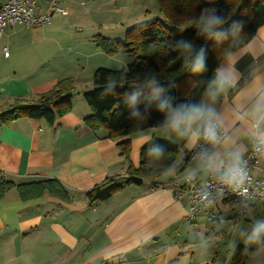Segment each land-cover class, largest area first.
Here are the masks:
<instances>
[{"label":"crops","instance_id":"1","mask_svg":"<svg viewBox=\"0 0 264 264\" xmlns=\"http://www.w3.org/2000/svg\"><path fill=\"white\" fill-rule=\"evenodd\" d=\"M8 1L0 0V6ZM86 3L61 0L66 14L53 15L41 27H7L0 37V115L16 103L51 91L61 80H71L76 92L71 112L52 125L26 117L0 125L4 176L16 184L53 179L72 196L70 201L48 194L23 201L14 189L7 191L0 200V264H250L239 230L253 218H264L259 201H251L242 217L236 204L220 203L213 210L214 219L200 213L187 221L188 197L174 196L171 186L151 190V183L143 182L128 185L102 202L89 203L84 197L106 179L124 176L129 165L137 168L141 149L154 140L178 148L172 171H164L155 184L178 180L182 185L186 175L196 180L209 175L196 170V161L186 165L182 160V153L194 148L159 128L122 138L130 142L127 160L120 155L117 140L106 138L105 130L85 128L83 118L90 110L79 92L91 90L92 77L66 73L74 63L84 70L79 49L85 40L72 31ZM56 47L67 53L53 57ZM239 55L236 67L244 76L264 73V25ZM204 99L203 92L199 101ZM239 99L238 89H233L216 105L224 114L221 130L235 141L222 146L223 153L236 145L246 152L252 146L246 125L232 115ZM250 174L264 177V158Z\"/></svg>","mask_w":264,"mask_h":264},{"label":"trees","instance_id":"2","mask_svg":"<svg viewBox=\"0 0 264 264\" xmlns=\"http://www.w3.org/2000/svg\"><path fill=\"white\" fill-rule=\"evenodd\" d=\"M156 2L158 14L161 16L129 29L123 42L103 38H100L98 43L96 41V46L103 48L107 54L117 53L122 47L126 48L133 60L119 70L97 68L92 74L91 90L82 93L83 100L90 110V114L83 118L85 128L91 132L105 130L106 138L117 140L120 155L126 160L130 152V142L122 138L146 129L157 128L163 119L154 109L142 122L130 119V113L123 107L122 102L124 94L131 91L129 84L133 82V77L138 73L154 71L159 74L161 82L169 88L178 103L199 102L206 82L212 77L213 69L224 58L222 49L229 46L228 41L217 44L215 41L199 38L194 29L178 31L189 16L198 14L201 8L213 4L225 12L230 20H239L243 23L242 45L250 41L257 29L264 25V0H156ZM181 38L192 40L197 47H206L207 72L193 76L183 69L180 54L171 46L175 40ZM111 74L124 76L127 82L122 87L109 89L107 81ZM106 92L108 94H105ZM75 94L71 80H61L51 91L38 95L30 102L16 103L10 111L1 114L0 125L21 117L44 120L52 125L56 119L71 112V100ZM117 102H120L119 108ZM156 145L164 149V155L158 158L148 154V150ZM177 153L178 148L170 142L154 140L141 149L137 168L129 165L124 176L106 179L87 191L84 197L89 203L102 202L131 184L141 185L143 182H150V186H153L160 175L172 166ZM182 168L183 166L179 170ZM11 189H14L23 201L36 199L45 194L64 201L72 199L69 192L56 180L42 179L16 184L0 172V200Z\"/></svg>","mask_w":264,"mask_h":264},{"label":"clouds","instance_id":"3","mask_svg":"<svg viewBox=\"0 0 264 264\" xmlns=\"http://www.w3.org/2000/svg\"><path fill=\"white\" fill-rule=\"evenodd\" d=\"M209 5L201 8L198 14L189 16L184 26L178 29L181 32L194 29L196 35L205 41H215L217 44L229 42V46L222 49L223 60L217 63L211 79L206 82L205 99L178 103L169 88L161 82L159 74L148 71L133 77V82L129 84L131 91L124 94L122 103L130 113V119L137 122L146 120L154 109L163 117L157 128L168 136H175L187 147L196 149L192 157L196 161V170L218 180L222 186L218 195L222 197L227 190L240 196L244 201L243 206L249 208L255 197L249 188L252 177L245 159L246 149L236 145L227 153L220 151L222 146L227 147L235 141L220 131L225 126V119L216 105L233 89H238L240 99L232 107V115L246 125L253 150L258 157L264 158V73L244 76L239 72L236 65L242 58L239 51L243 47V23L230 20L225 12L213 4ZM171 46L180 54L185 71L193 76L208 71L205 46L197 47L192 40L182 38L175 40ZM126 82V77L114 74L107 81L109 89L122 87ZM119 107L120 102H117ZM148 154L158 158L164 155V149L156 145L148 150ZM239 236L250 264H264V218H253L239 230ZM235 247L233 242V251Z\"/></svg>","mask_w":264,"mask_h":264},{"label":"rangeland","instance_id":"4","mask_svg":"<svg viewBox=\"0 0 264 264\" xmlns=\"http://www.w3.org/2000/svg\"><path fill=\"white\" fill-rule=\"evenodd\" d=\"M72 1L77 2L80 0ZM82 1H86L87 3L81 9V14L78 16L72 32L85 40V46L79 49L83 57L79 64H81L84 70L81 71V67L78 68L75 63L73 64L74 66L69 65L66 74H69L68 76L70 77H92L93 72L97 68L119 70L131 63L133 57L130 56L126 48L122 47L117 53L107 54L103 48H97L93 40H96L97 43L100 38L123 42L129 29L161 16L158 14L156 0ZM64 3L65 1L62 2V5ZM78 29L80 30L77 31ZM54 49L53 57L58 54L67 53V51H59L58 47ZM139 54L144 53L139 52ZM79 95L82 101H84L82 92H79Z\"/></svg>","mask_w":264,"mask_h":264},{"label":"built area","instance_id":"5","mask_svg":"<svg viewBox=\"0 0 264 264\" xmlns=\"http://www.w3.org/2000/svg\"><path fill=\"white\" fill-rule=\"evenodd\" d=\"M61 0H9L6 4L0 6V37L7 27L19 26L22 28L41 27L50 23L51 17L55 14H66L60 7ZM223 134L226 133L220 130ZM196 149L188 153H182V160L188 165L193 161ZM245 159L248 162L249 173L258 169L260 157L255 153L252 146L247 150ZM251 176V174H250ZM252 177V183L249 186L250 192L256 200L264 205V177ZM184 183L180 185L178 180L171 181L168 185L154 184L151 190L162 189L167 186L173 188L174 196L185 193L188 197L189 207L185 214L187 221L193 220L198 214H206L210 219H214L213 210L220 203H233L239 206L238 216L242 217L246 212L244 201L238 195H234L227 190L224 195H218L222 187L218 180L208 175L206 179L196 180L191 175L183 178ZM213 198L215 202L213 203Z\"/></svg>","mask_w":264,"mask_h":264}]
</instances>
